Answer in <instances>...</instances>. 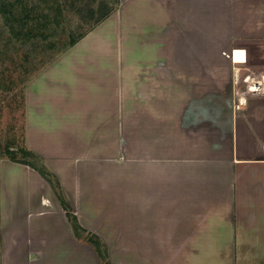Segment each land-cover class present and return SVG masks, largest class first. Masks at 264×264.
<instances>
[{"label":"crops","instance_id":"crops-1","mask_svg":"<svg viewBox=\"0 0 264 264\" xmlns=\"http://www.w3.org/2000/svg\"><path fill=\"white\" fill-rule=\"evenodd\" d=\"M99 25L23 86L0 264H103L87 231L110 264L264 263V0H119ZM234 68L262 91L238 101Z\"/></svg>","mask_w":264,"mask_h":264},{"label":"rangeland","instance_id":"rangeland-1","mask_svg":"<svg viewBox=\"0 0 264 264\" xmlns=\"http://www.w3.org/2000/svg\"><path fill=\"white\" fill-rule=\"evenodd\" d=\"M104 2L115 10L113 0H0V157L20 154L16 150L22 144L23 86L27 78L77 41L71 39V32L77 33L82 21H91L88 32L99 28L113 12L97 21ZM101 28L99 33L106 37V30ZM26 158L49 172L31 153ZM86 238L90 239L88 235Z\"/></svg>","mask_w":264,"mask_h":264},{"label":"trees","instance_id":"trees-1","mask_svg":"<svg viewBox=\"0 0 264 264\" xmlns=\"http://www.w3.org/2000/svg\"><path fill=\"white\" fill-rule=\"evenodd\" d=\"M117 3H118V0H113V4L114 5L117 4ZM104 4H105V8L102 9L103 11L99 12V15L97 16V18H98L97 21L102 20L111 11H113V7L114 6H109L108 7L107 6L108 4L106 5V2H104ZM77 9H78V7H77ZM80 25H81V27L79 28L77 33H75L74 30L71 32V35H72L71 39L78 40L85 33H87L88 30L91 28V21H88V20L87 21H82L80 23ZM35 157H37V156H35ZM31 163H32L31 166L33 168H35L51 184V186H52V188H53V190H54L59 202L61 203L62 207L64 208V210L66 212L67 218H68V220H69V222L71 224V227H72L73 231L75 233L78 232V231H83L84 232L85 230L80 227V225L77 222L76 216L73 214L71 208L69 207V205L67 204V202L63 198V195H62V192H61V188H60V184H59V180L47 168L46 169L49 172H46L44 167H41V166L37 167L36 163H33V162H31ZM56 184H57L58 187H56ZM86 235H88L90 237V239H87L86 241L88 243H90V245L95 249V251L97 252L98 256L100 257L102 263L103 264H110L109 263V258H108V255H107L106 247L102 243L101 239L97 235H95L94 233H91L89 231L86 232Z\"/></svg>","mask_w":264,"mask_h":264},{"label":"built area","instance_id":"built-area-1","mask_svg":"<svg viewBox=\"0 0 264 264\" xmlns=\"http://www.w3.org/2000/svg\"><path fill=\"white\" fill-rule=\"evenodd\" d=\"M235 50L231 52V54H227V56L231 55L233 57ZM245 56L243 55V60H239L244 62ZM239 68H234V73H233V82L235 85L239 84L240 82L245 83V91H235V95L237 100L239 101L242 98L243 94L246 93H260L262 91L261 85H259V78L256 77V74L253 73L252 71L248 70L247 68H244L246 71L245 75L243 76L242 79L237 74V70ZM236 107H239V104H236Z\"/></svg>","mask_w":264,"mask_h":264}]
</instances>
